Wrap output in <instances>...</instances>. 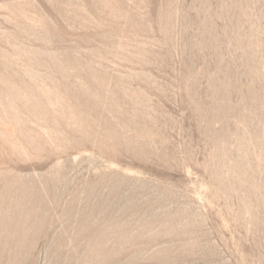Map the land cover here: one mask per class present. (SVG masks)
<instances>
[{
  "label": "rangeland",
  "instance_id": "rangeland-1",
  "mask_svg": "<svg viewBox=\"0 0 264 264\" xmlns=\"http://www.w3.org/2000/svg\"><path fill=\"white\" fill-rule=\"evenodd\" d=\"M0 264H264V0H0Z\"/></svg>",
  "mask_w": 264,
  "mask_h": 264
}]
</instances>
